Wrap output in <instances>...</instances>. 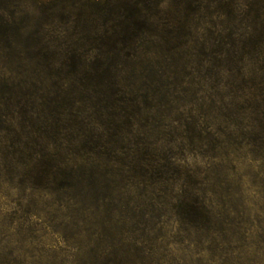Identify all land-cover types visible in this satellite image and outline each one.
<instances>
[{"label":"trees","instance_id":"1","mask_svg":"<svg viewBox=\"0 0 264 264\" xmlns=\"http://www.w3.org/2000/svg\"><path fill=\"white\" fill-rule=\"evenodd\" d=\"M63 1L35 9L61 12L69 35L48 36L17 5L0 15V160L77 223L116 210L129 187L170 206L184 233L210 231L214 189L171 148L208 139L213 159L264 161V0H171L173 16L166 0ZM205 104L232 127L216 129L226 140L207 133L215 122L209 138L183 124Z\"/></svg>","mask_w":264,"mask_h":264},{"label":"rangeland","instance_id":"2","mask_svg":"<svg viewBox=\"0 0 264 264\" xmlns=\"http://www.w3.org/2000/svg\"><path fill=\"white\" fill-rule=\"evenodd\" d=\"M15 5L33 18L31 26L47 23L44 33L50 37L74 32L73 23L64 21L61 12H38L35 8L41 0H0V15L6 16ZM172 5L166 0L162 12L173 16ZM212 100L218 107L219 98ZM201 101L211 103L206 95ZM199 105L182 110L183 124L196 120V133L209 138L203 129L215 122L207 133L226 140L216 129L231 131L232 127L217 112L205 114L207 104L202 109ZM181 144L182 151L174 146L171 150L179 154L186 169L199 174L204 188L214 189L208 197L219 224L211 225L210 231L184 233L170 206L155 203L152 208L149 193L140 196V188L129 187L116 210L104 213L102 208L89 222L77 223L74 215L70 218L67 211L52 205L51 197L24 188L21 166L0 160V264H106L114 260L112 264H264V161L251 162L254 155L246 151L244 156L238 152V158L213 159L209 151L213 144L208 139L195 141V146L186 141ZM157 146L163 148L162 143ZM231 151L225 147L216 154Z\"/></svg>","mask_w":264,"mask_h":264}]
</instances>
